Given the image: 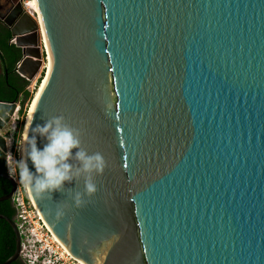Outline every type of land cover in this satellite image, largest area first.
Masks as SVG:
<instances>
[{"label": "water", "instance_id": "1", "mask_svg": "<svg viewBox=\"0 0 264 264\" xmlns=\"http://www.w3.org/2000/svg\"><path fill=\"white\" fill-rule=\"evenodd\" d=\"M36 1L53 63L30 120L63 115L108 162L79 207L83 179L32 198L69 253L85 264H264V0ZM0 20L22 49L18 74L34 80L47 54L40 23L21 1ZM18 105L0 99L4 154ZM0 177L12 186L0 202L11 200L15 182ZM0 219L16 238L2 264H13L20 234Z\"/></svg>", "mask_w": 264, "mask_h": 264}, {"label": "clouds", "instance_id": "2", "mask_svg": "<svg viewBox=\"0 0 264 264\" xmlns=\"http://www.w3.org/2000/svg\"><path fill=\"white\" fill-rule=\"evenodd\" d=\"M18 151V159L8 157L9 175L18 177L30 198L53 199L54 194L65 193L69 186L83 179V191L71 192L76 207L98 191L94 178L108 166L102 153L87 151L80 130L66 123L63 115L36 123L30 120ZM56 215L63 216L64 209L58 207Z\"/></svg>", "mask_w": 264, "mask_h": 264}, {"label": "built area", "instance_id": "3", "mask_svg": "<svg viewBox=\"0 0 264 264\" xmlns=\"http://www.w3.org/2000/svg\"><path fill=\"white\" fill-rule=\"evenodd\" d=\"M28 2H23L26 6ZM11 44L16 45L12 39ZM21 61L16 66V72ZM43 68H46L44 66ZM20 104L12 116L10 123L2 132L6 138L7 152L5 155L15 159V133L17 131L20 116ZM14 152V153H13ZM9 174V168H7ZM16 185L11 201L15 209V222L21 239L20 260L24 264H83L73 257L64 245L56 238L39 209L21 187L18 177L11 176Z\"/></svg>", "mask_w": 264, "mask_h": 264}, {"label": "trees", "instance_id": "4", "mask_svg": "<svg viewBox=\"0 0 264 264\" xmlns=\"http://www.w3.org/2000/svg\"><path fill=\"white\" fill-rule=\"evenodd\" d=\"M12 34L10 29L0 20V63L3 73L0 75V99L3 101H17L21 109L19 111L20 122L15 133V144H18L23 134L27 107L31 100V92L27 89L30 82L16 72V66L22 59V49L11 44ZM5 154L0 151V172H7ZM12 186L4 178H0V196L10 193ZM0 211L10 219L15 218V209L11 200L0 203ZM0 264L8 260L16 250L15 234L10 226L0 219ZM13 264H24L20 259Z\"/></svg>", "mask_w": 264, "mask_h": 264}, {"label": "bare ground", "instance_id": "5", "mask_svg": "<svg viewBox=\"0 0 264 264\" xmlns=\"http://www.w3.org/2000/svg\"><path fill=\"white\" fill-rule=\"evenodd\" d=\"M26 7L30 10V13L32 15L35 16L36 20L40 23V26H41V33H42V41H43V49L44 52H46V70H47V74H46V77L44 78L42 84L40 85V88L38 89L37 91V94L32 102V105H31V108L29 110V113H28V116H27V122H29L30 120V117H31V114H32V111L34 109V106L36 104V101H37V98L40 94V92L42 91L45 83H46V80H47V76L49 75L51 69H52V63H53V60H52V55H51V51H50V48H49V43H48V40H47V35H46V31H45V28H44V24L42 22V18H41V15H40V10H39V7H38V3L36 0H31L30 2L27 3ZM26 126V125H25ZM25 130V129H24ZM83 263V262H82ZM85 264V263H83Z\"/></svg>", "mask_w": 264, "mask_h": 264}, {"label": "rangeland", "instance_id": "6", "mask_svg": "<svg viewBox=\"0 0 264 264\" xmlns=\"http://www.w3.org/2000/svg\"><path fill=\"white\" fill-rule=\"evenodd\" d=\"M22 2V4H23V2H30L31 0H16V2ZM23 9H24V11L25 12H27L28 14H30V16H32L33 18H35V16L34 15H32L31 13H30V10L23 4ZM45 50V49H44ZM44 66H46V54H45V57H44ZM47 72V70L45 69V68H43L39 73H38V75L36 76V78L34 79V80H32V81H29L30 82V84H29V86L27 87V89L31 92V100L30 101H28V103L26 104V107H27V112H26V117L28 116V113H29V110H30V108H31V105H32V102H33V100H34V98H35V96H36V94H37V91H38V89L40 88V85L42 84V82H43V80H44V78L46 77V73ZM27 121V118H25V122ZM25 125H26V123H25ZM24 129H25V126H24ZM24 129H23V133H24ZM5 130V129H4ZM3 130V131H4ZM4 132H2V134H3ZM22 136H23V134H22ZM22 136H21V138H20V141H19V143L22 141ZM19 143L17 144V146H16V150H15V153H14V155H15V159H18L19 158V156H20V153H19V151H18V145H19ZM6 157V165H7V168H8V164H9V160H8V156L7 155H5Z\"/></svg>", "mask_w": 264, "mask_h": 264}, {"label": "flooded vegetation", "instance_id": "7", "mask_svg": "<svg viewBox=\"0 0 264 264\" xmlns=\"http://www.w3.org/2000/svg\"><path fill=\"white\" fill-rule=\"evenodd\" d=\"M18 2H16V0H0V7L2 6V7H4L5 9H13V7L14 6H16V4H17ZM4 10V9H3ZM19 11H21L20 9H16L15 11H14V13L15 14H18L19 13ZM1 64V63H0ZM3 73V70H2V66L0 65V75ZM1 151V150H0ZM1 173H7V172H1ZM1 178V177H0ZM7 195V194H6ZM0 197H3V196H0ZM12 202V201H11ZM0 203H2V202H0ZM13 205V204H12ZM0 214H2V215H5V214H3L1 211H0ZM6 216V215H5ZM13 221H14V223L16 224V222H15V218L14 219H12ZM6 222V221H5ZM7 223V222H6ZM8 224V223H7ZM9 226H10V228L12 229V231H13V228L11 227V225L10 224H8ZM2 232H4L2 229H0V234L2 233ZM14 232V231H13Z\"/></svg>", "mask_w": 264, "mask_h": 264}, {"label": "crops", "instance_id": "8", "mask_svg": "<svg viewBox=\"0 0 264 264\" xmlns=\"http://www.w3.org/2000/svg\"><path fill=\"white\" fill-rule=\"evenodd\" d=\"M1 65V64H0Z\"/></svg>", "mask_w": 264, "mask_h": 264}]
</instances>
